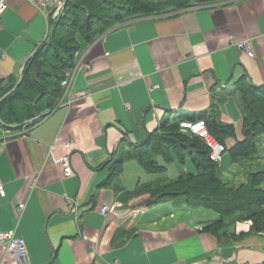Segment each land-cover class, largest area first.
<instances>
[{"label": "crops", "instance_id": "0c3cea01", "mask_svg": "<svg viewBox=\"0 0 264 264\" xmlns=\"http://www.w3.org/2000/svg\"><path fill=\"white\" fill-rule=\"evenodd\" d=\"M49 30V19L32 4L8 0L0 79L19 75ZM242 39L251 54L233 45ZM81 58L89 68L75 69L60 105L21 128L0 124V231L24 239L30 264H264V231H252L251 221L233 220L225 235H215L204 225L219 217H195L187 205L140 203L148 195L123 196L158 178L196 173L189 157L174 156L167 175L127 159L122 170L130 167L135 177L118 182L120 173L104 183L121 153L180 117L230 126L229 154L218 171L234 162L230 148L244 139L236 83L264 84V0L139 15L83 43L76 63ZM64 154L70 176L56 161ZM102 206L111 210L103 214Z\"/></svg>", "mask_w": 264, "mask_h": 264}, {"label": "trees", "instance_id": "16d2710c", "mask_svg": "<svg viewBox=\"0 0 264 264\" xmlns=\"http://www.w3.org/2000/svg\"><path fill=\"white\" fill-rule=\"evenodd\" d=\"M85 1L66 0L63 14L52 23L46 38L28 58L18 83L16 75L0 79V97H4L0 101V117L5 124H20L52 111L63 95L62 81L66 72L75 67L82 44L93 42L124 19L148 10L155 12L185 7L190 2L204 4L219 0H188L184 6L178 5L183 0H87L89 4ZM11 87L14 89L9 92ZM235 91L243 113L244 139L232 146L230 152L232 158L244 159L255 153V138L264 133V84L252 88L243 78L236 83ZM195 119L204 120L208 130L223 143L225 137L233 135L230 126L211 124L203 116ZM181 120L191 119L180 117L173 122L163 121L145 142L121 153L111 165L104 183L108 185L121 173L127 159H135L147 172L162 173L164 165L158 163V157L164 164L171 162L174 156L180 161L189 157L196 173H179L167 182L158 178L138 185L133 191H125L123 196L128 200L148 194L146 206L183 196L185 205L210 208L220 215L211 222L214 228L209 232L213 234L218 227L216 223L235 212L243 215L241 219L251 221L252 231H264V189L259 187L264 181V170L252 171L245 183L227 187L218 176V165L210 161L205 143L179 130Z\"/></svg>", "mask_w": 264, "mask_h": 264}, {"label": "built area", "instance_id": "2783aa9c", "mask_svg": "<svg viewBox=\"0 0 264 264\" xmlns=\"http://www.w3.org/2000/svg\"><path fill=\"white\" fill-rule=\"evenodd\" d=\"M34 7H36L40 13L47 19L59 18L66 7V0H24ZM8 0H0V20L2 14L7 8ZM238 49L251 54V43L248 39H242L233 41ZM89 68L88 64L83 63V58L76 63L72 70H69L65 74V78L62 81V86L66 90L72 81L75 69L77 67ZM22 70L20 71L21 74ZM179 130L183 133L196 136L201 139L208 148V156L211 162L219 164L222 155L227 150L226 145L221 142L214 134H212L204 122L201 119L194 120H181L179 121ZM56 161L62 166L64 176L72 175L73 171L70 165V158L68 154H64L56 159ZM5 191L2 183H0V195L4 196ZM17 208L23 209L24 203H19ZM111 210L110 206H102L101 213L105 214ZM0 250L2 251L1 264H30L28 250L25 241L22 237L16 236L12 231H0Z\"/></svg>", "mask_w": 264, "mask_h": 264}, {"label": "rangeland", "instance_id": "374dc122", "mask_svg": "<svg viewBox=\"0 0 264 264\" xmlns=\"http://www.w3.org/2000/svg\"><path fill=\"white\" fill-rule=\"evenodd\" d=\"M221 1V0H219ZM189 3L188 0H183L181 3H179L178 5L179 6H184V4L186 3ZM215 2H218V1H215ZM215 2H210V3H215ZM85 3L89 4L90 2H88L87 0L85 1ZM210 3H204V4H210ZM204 4H195V3H189L187 6L185 7H179V8H165L164 10H161V11H155V12H152V10H148L146 13H143V14H139L140 16H147V15H151V14H156V13H162V12H166V11H169V10H184V9H188L192 6H196V5H204ZM139 15H129L130 17L127 18V19H124V21H127L131 18H135L136 16H139ZM61 17V16H60ZM59 18L57 19H49V24H50V29H51V25L52 23H54V21L58 20ZM124 21H121L120 23L124 22ZM119 24V23H118ZM117 25V24H116ZM116 25H114L113 27H115ZM112 27V28H113ZM110 28V29H112ZM109 29V30H110ZM80 53V52H79ZM78 57V55H77ZM28 60V59H27ZM27 62V61H26ZM25 65V64H24ZM21 77V74L17 75L16 77V83H18V80L20 79ZM16 83H14L13 86L16 85ZM13 87H11V89L9 90V92L13 91ZM7 92V93H9ZM7 93L4 95L6 96ZM2 98L4 97H0V101L2 100ZM61 102L59 101L58 102V105H60ZM57 105V106H58ZM56 106V107H57ZM42 116V115H41ZM37 117L38 116H35L32 120H37ZM3 118L0 117V124L2 125H7V126H18L19 128L23 127L24 124L26 123H29L31 122L32 120H27V121H24L20 124H5L4 123V120H2ZM263 134V133H262ZM261 135V134H260ZM256 144H257V151L255 152V154H253L254 157L252 156H247L246 158H244V160H239L238 158L239 157H235L232 158L234 162H232L231 164L229 165H226V166H222L219 168V171H218V176L219 178L225 182L226 186L227 187H236L238 186L239 184H242V183H245L246 180H247V175L252 172V171H258V170H264V134L261 135L257 141H256ZM225 153L229 154L227 152V150L225 151ZM258 156V158L256 157ZM158 160H162L160 157H158ZM239 160V161H238ZM235 161H238L237 163ZM135 164V163H133ZM164 171H166V175L167 174H170V172H172L174 170V164L172 162H166V164H164ZM166 167L168 169H166ZM143 173L142 174H148L147 172L145 173L144 171H142ZM151 175V173H150ZM152 176V175H151ZM154 177H157L156 174L153 175ZM132 177H135V172L133 169H131L130 167H123V170L121 172V174L119 175L118 177V182H126L128 183L130 180H132ZM169 177V176H168ZM124 179V181H123ZM170 178H166V182L169 180ZM122 180V181H121ZM259 187L264 189V181L262 183L259 184ZM143 195H148V194H143ZM143 195H140V196H143ZM140 196H137V197H140ZM136 197V198H137ZM149 197V195H148ZM148 197L145 199V200H142L140 201V203H142L143 205H145L148 201ZM182 205V206H185V202H184V197L183 196H175L173 197L171 200H168L166 201V208L171 210L173 209L174 207L172 205ZM176 208V207H175ZM257 208V207H256ZM258 209V208H257ZM256 209V210H257ZM260 209V208H259ZM176 211V209H175ZM189 214H193L195 215V217H197L198 214H200L201 216H203L202 218H206V217H209V218H213V217H219L220 215L216 213V211H214L213 209H210V208H206V207H202V206H198V207H195V208H190L189 209ZM192 215V216H193ZM176 216H183L182 212L181 211H177L176 212ZM242 216V217H241ZM243 218V215L239 214L238 212H235L233 213L231 216H228V217H225L222 219V221L216 223L215 225L218 226L217 229L214 231L215 232V235H225L226 234V229H228V226H230V224L233 222V220H246V221H250L249 219H241ZM212 221L208 222L207 225H204V229L205 230H208L210 231L211 229L214 228L213 224H211ZM209 227V228H208ZM207 228V229H206Z\"/></svg>", "mask_w": 264, "mask_h": 264}]
</instances>
